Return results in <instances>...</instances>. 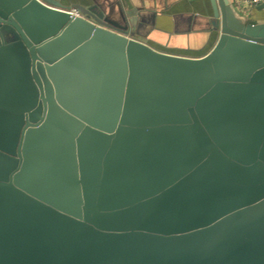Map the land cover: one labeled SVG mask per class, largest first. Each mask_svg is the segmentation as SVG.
Here are the masks:
<instances>
[{"label": "water", "instance_id": "95a60500", "mask_svg": "<svg viewBox=\"0 0 264 264\" xmlns=\"http://www.w3.org/2000/svg\"><path fill=\"white\" fill-rule=\"evenodd\" d=\"M115 1L0 0V264H264V22L178 56Z\"/></svg>", "mask_w": 264, "mask_h": 264}, {"label": "crops", "instance_id": "0c3cea01", "mask_svg": "<svg viewBox=\"0 0 264 264\" xmlns=\"http://www.w3.org/2000/svg\"><path fill=\"white\" fill-rule=\"evenodd\" d=\"M61 1V0H59ZM72 2L75 0H62ZM106 8L107 0H97ZM112 1L113 0H109ZM234 10L250 24L264 22V8L244 9L231 0ZM115 12H129L143 23L140 32L155 48L178 56L197 57L205 54L211 41L209 0H116ZM118 2V3H117ZM262 6V5H261ZM114 19L118 15L112 16Z\"/></svg>", "mask_w": 264, "mask_h": 264}, {"label": "built area", "instance_id": "2783aa9c", "mask_svg": "<svg viewBox=\"0 0 264 264\" xmlns=\"http://www.w3.org/2000/svg\"><path fill=\"white\" fill-rule=\"evenodd\" d=\"M237 3L244 9H251L264 5V0H237ZM68 12L72 16H80V13L76 9H70Z\"/></svg>", "mask_w": 264, "mask_h": 264}]
</instances>
